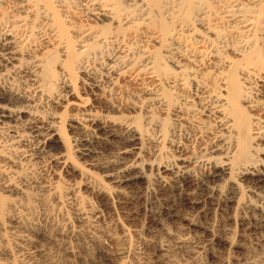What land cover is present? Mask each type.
<instances>
[{"label":"bare ground","instance_id":"obj_1","mask_svg":"<svg viewBox=\"0 0 264 264\" xmlns=\"http://www.w3.org/2000/svg\"><path fill=\"white\" fill-rule=\"evenodd\" d=\"M126 90L145 108L144 125L98 111L110 106L108 93ZM34 102L46 108L34 109ZM64 117L89 142L79 146V159L89 156L93 166L95 144L114 149L104 165L112 186L86 184L89 198L76 193L85 229L93 234L116 201L132 205L171 188L170 197L160 195L155 226L144 229L152 238L141 235L147 264H176L172 251L181 249L196 259L204 254L203 264H245L224 253L235 247L236 224L183 226L179 213L187 205H201L205 215L214 205L233 209L239 197L222 195L218 181L236 174L254 198L250 219L264 225V0H0V129L7 131L0 181L8 194L0 198V228L15 244L0 264H59L54 253L67 233L65 215L57 220L49 212L47 233H32L16 211L24 203L17 196L22 165L62 142ZM161 141L173 153L162 155ZM65 160L58 163L67 167ZM115 212L103 230L114 249L87 264H126L121 255L133 243L125 224L135 216ZM2 213H12L8 228Z\"/></svg>","mask_w":264,"mask_h":264},{"label":"rangeland","instance_id":"obj_2","mask_svg":"<svg viewBox=\"0 0 264 264\" xmlns=\"http://www.w3.org/2000/svg\"><path fill=\"white\" fill-rule=\"evenodd\" d=\"M88 22H93L92 24L99 25L101 27H111L109 26L107 20L104 19L102 21L96 22L94 17H90ZM159 50L160 54L164 53L163 49ZM168 65H170V63H168ZM55 69H58L57 65L55 66ZM78 83L79 81L77 82V92L79 95H83L81 91L82 89L78 88ZM108 95L110 106L108 105L105 107H99L98 111L100 113L114 116L121 114L128 116V118L136 119L142 125L146 123L145 119H143V111H145V108L142 106L140 107V105L133 104L135 102V96L131 94L130 90L110 92ZM3 104L4 102H1V105ZM8 106L11 105L9 104ZM33 108L42 111L46 108V105L44 103L34 102ZM153 108H155V105ZM56 109L57 112H62L60 107H57ZM154 111H156V113L158 112L157 115L159 116L166 113L164 111L159 112L157 109ZM62 114L63 113H59L56 116L63 117ZM67 117L63 118V123L61 125L62 142H60L55 149L49 150L50 153L46 152L42 158L34 159L27 164L22 165L23 168L21 170L24 173L22 174V179L20 182H18L17 196L23 198L20 199L22 200L21 202L24 203L20 207L21 211H16L17 216L18 214L20 216L18 217L21 219V224L28 226L29 228H27V231L32 233H34V231L47 233L48 229L52 226L50 216L47 214L49 212L55 213L57 215V220L58 218L63 219L65 215L67 233L60 237L62 245L58 248H55L54 254H56L59 264H87L86 262H91L88 260L90 257L94 258L95 260V258L100 255L104 248L110 247L111 249H114L112 248L113 243L110 242L107 235H105L103 232L105 227H110L112 224V213H114L116 209L117 213L119 212L123 215L124 212H127L126 214L131 212L135 216V221L127 222L125 227H127L126 230L128 231L130 240L133 243V248H131L130 251H126L124 254H122L121 258L126 264H147V257L144 253L145 245L141 235L151 237V235L146 233L144 229L155 226L156 220L154 218L156 217L155 215H157V210L161 205V198L164 197V194L165 197L168 195V197H170L171 188H167V190H164L159 195L157 194L158 198L155 195H145L146 197L144 196L138 202L135 201V203L132 205L126 204L123 200H119V202L116 201V203H118V205L114 206L116 209L112 208V213L107 211L111 215H108L109 213L105 211L106 218L102 223V225H104L103 229L101 225L100 227L96 228L97 230H92L93 234L89 232L83 227L80 216L77 214L76 205L78 199L76 195L78 194L76 193H78L77 191L80 190V193L86 195V184L89 183H93V185H104L106 187L112 186V181L104 175V165H107V163L110 162L114 149H109L95 144V151L94 153L90 154L92 158L90 160H94L96 162V164L93 166L89 164V156L79 159V146H89V142L86 140L83 130L76 131L70 129L68 126L70 121ZM169 118L170 115L165 116L166 120H169ZM6 136L7 131L0 129V138H5ZM161 143L165 147V150L163 149L162 155H164V151L165 154L169 155L170 153H173L170 149H168L170 146L169 141H161ZM252 144H254V141ZM262 147L264 148V143ZM259 158L264 159L263 151H259ZM62 159H66L65 162L68 164L67 167H63L62 163H58ZM154 175L155 173L153 170L150 172L149 179L154 181ZM1 182L2 181H0V198L8 195L7 193L5 194V189ZM218 185L220 186L222 195L233 196V198L236 196L239 197L237 199V204H234L233 209L228 210L224 204L223 208L221 206L214 205V210L212 209V213L205 215L201 211V205H198L195 208H190L188 205L181 206L179 214H182V216L186 218L181 221L182 225L189 226L191 222L199 226L202 224L207 225L209 223L217 225L221 222L228 224L230 223L233 225L236 224L234 225L235 231L232 236V243L235 244V247L233 248L232 245L230 248L228 246L227 250L225 248L227 252L226 253L224 251L226 258L232 260L233 254H236L245 264H264V225L257 223L253 219H250L249 213V207L251 206V202L254 198H252L251 193L247 191L243 185H240L236 174L230 176L227 180L218 181ZM155 186L156 188L158 187L157 183L152 182L153 189H155ZM236 186L239 189V194H232V190L235 192L237 191V188H234ZM160 195H162V197ZM12 196L15 195H11L10 197ZM86 196L89 198L88 195ZM92 201L96 205V200L94 198ZM230 205H232V202ZM127 208L130 210V212L127 211ZM6 214L7 213H4L3 215L5 216L2 215L1 218H3V222L6 223V228H8L7 222H12L13 219H11L12 213L10 215ZM230 215L232 217H228ZM244 221H246L247 224H244L246 223ZM169 224L172 226L173 231L178 229L176 224ZM161 236H163V238L166 240L168 239L165 237V234H161ZM166 243L172 245L171 241H166ZM14 246L15 244L3 235L2 228H0V258L8 256V253L4 251L5 248L14 249ZM175 251L176 250L172 252H174L173 255H175L174 259L177 258L175 259L176 264H184L182 263L184 261L185 264H199V262L200 264H203L204 261H206V256L204 254L199 256V258L197 257L198 259H196V257L192 256L188 250L187 252L185 249H181L179 251L177 250L176 252ZM185 253H187V255ZM188 253L190 254V257L188 256ZM66 258L68 259L65 260ZM185 259L189 260V262ZM22 261L25 262L24 260ZM17 262L20 263L19 261Z\"/></svg>","mask_w":264,"mask_h":264}]
</instances>
